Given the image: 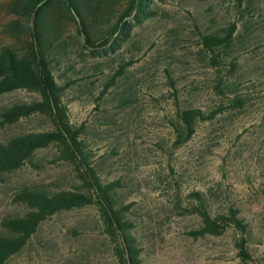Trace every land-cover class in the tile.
Returning a JSON list of instances; mask_svg holds the SVG:
<instances>
[{
  "label": "rangeland",
  "instance_id": "rangeland-1",
  "mask_svg": "<svg viewBox=\"0 0 264 264\" xmlns=\"http://www.w3.org/2000/svg\"><path fill=\"white\" fill-rule=\"evenodd\" d=\"M11 1L0 0V47L24 49L29 21L10 8ZM248 3L239 10L236 0H155L154 17L135 26L116 52L72 51L54 64L90 161L105 182L119 181L115 195L130 205L125 217L142 264H264V0ZM15 19L26 26L21 33L5 29ZM231 23L238 26L234 56L215 66L202 37ZM76 28L63 21V39L81 38ZM124 62L129 65L110 84ZM219 76L230 94L221 93ZM39 98L26 88L0 94V112ZM186 103L217 114L199 121L179 144L177 109ZM53 128L49 116L34 113L0 126V142ZM28 186L75 189L83 181L78 164L61 158L58 145L37 150L0 179V229L4 218L30 210L17 200ZM199 190L214 213L238 209L247 231L230 226L218 235L199 234L204 222L192 195ZM118 250V237L98 203H91L48 217L5 264H121Z\"/></svg>",
  "mask_w": 264,
  "mask_h": 264
},
{
  "label": "trees",
  "instance_id": "trees-1",
  "mask_svg": "<svg viewBox=\"0 0 264 264\" xmlns=\"http://www.w3.org/2000/svg\"><path fill=\"white\" fill-rule=\"evenodd\" d=\"M249 1L251 0H236V6L241 10L244 3ZM154 3L155 0L11 1L10 8L29 21L31 40L24 49L15 44L0 47V94L26 88L38 92L41 98L3 108L0 112V126L41 113L52 119L54 128L15 135L0 142V179L4 173L25 165L37 150L56 144L61 158L78 164L83 188H22L17 193V200L25 203L30 210L24 215L4 218L3 228L0 229V264H5L20 252L48 217L62 210L91 203H98L108 230L119 239L118 256L121 264H142L140 248L130 232L133 224L125 217L130 205L119 203L115 195L119 181L105 182L90 161L89 148L81 138L82 130L76 128L69 118L67 105L63 101L66 86L59 84L54 64L72 51L80 53L89 49L94 56L116 52L130 39L135 26L154 17ZM65 20L77 24V33L81 38H75V42L69 43L63 39L61 23ZM25 27L21 20L15 19L5 29L17 34L24 31ZM237 29V23H231L224 32L214 30L203 35L202 42L215 66L222 67L230 56H234L231 47ZM233 61L231 65H234ZM127 65L129 63L124 62L119 66L112 75L110 84L115 83ZM218 71L222 74L221 69ZM222 80L223 76H219L218 88L222 89L221 93L228 95L230 87H226ZM227 99H231L230 96ZM216 114L217 110L205 109L193 103L180 105L175 125L177 143L188 141L196 132L199 121L210 119ZM192 195L199 201L195 210L204 222L198 230L199 234L218 235L230 226H235L242 233L247 231L245 220L239 216L238 209L231 207L228 213H214L207 206L203 191H195ZM240 247L241 254L246 259L248 252L244 244Z\"/></svg>",
  "mask_w": 264,
  "mask_h": 264
}]
</instances>
